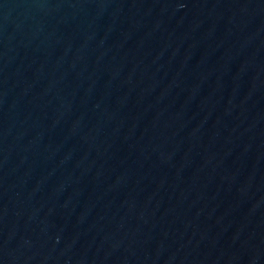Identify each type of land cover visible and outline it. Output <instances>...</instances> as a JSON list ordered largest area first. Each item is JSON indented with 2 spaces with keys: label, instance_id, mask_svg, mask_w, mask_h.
<instances>
[{
  "label": "water",
  "instance_id": "obj_1",
  "mask_svg": "<svg viewBox=\"0 0 264 264\" xmlns=\"http://www.w3.org/2000/svg\"><path fill=\"white\" fill-rule=\"evenodd\" d=\"M99 0H0V71Z\"/></svg>",
  "mask_w": 264,
  "mask_h": 264
}]
</instances>
